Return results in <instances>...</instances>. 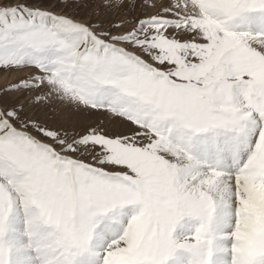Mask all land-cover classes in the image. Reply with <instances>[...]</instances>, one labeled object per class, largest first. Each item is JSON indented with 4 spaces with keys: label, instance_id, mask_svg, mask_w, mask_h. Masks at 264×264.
<instances>
[{
    "label": "snow or ice",
    "instance_id": "6c2138e0",
    "mask_svg": "<svg viewBox=\"0 0 264 264\" xmlns=\"http://www.w3.org/2000/svg\"><path fill=\"white\" fill-rule=\"evenodd\" d=\"M0 264H264V0H0Z\"/></svg>",
    "mask_w": 264,
    "mask_h": 264
},
{
    "label": "rangeland",
    "instance_id": "374dc122",
    "mask_svg": "<svg viewBox=\"0 0 264 264\" xmlns=\"http://www.w3.org/2000/svg\"><path fill=\"white\" fill-rule=\"evenodd\" d=\"M3 80V81H2ZM4 83V79H3V76L0 75V84H3Z\"/></svg>",
    "mask_w": 264,
    "mask_h": 264
},
{
    "label": "bare ground",
    "instance_id": "6f19581e",
    "mask_svg": "<svg viewBox=\"0 0 264 264\" xmlns=\"http://www.w3.org/2000/svg\"><path fill=\"white\" fill-rule=\"evenodd\" d=\"M3 79H4V77H3ZM3 81V80H2Z\"/></svg>",
    "mask_w": 264,
    "mask_h": 264
}]
</instances>
